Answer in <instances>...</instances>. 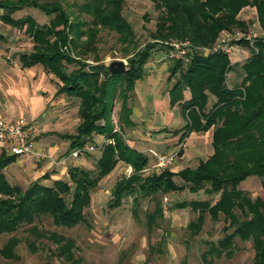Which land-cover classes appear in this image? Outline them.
<instances>
[{"label":"trees","instance_id":"trees-1","mask_svg":"<svg viewBox=\"0 0 264 264\" xmlns=\"http://www.w3.org/2000/svg\"><path fill=\"white\" fill-rule=\"evenodd\" d=\"M149 1L159 12L153 35L157 41L176 38L189 40L197 47L211 46L224 31L247 30L251 22L238 17L246 7L255 9L264 33V0ZM54 4L38 0H0V20L24 29L33 43L31 52L18 55L21 67L40 65L45 73L58 80L57 95L79 101L80 123L75 133L61 136L70 142L69 151L93 143L95 135L104 136L113 143L102 147L92 169L71 166L66 180L45 185L43 180L49 179L45 174L26 189L11 185L4 174L17 157L0 154V235L14 233L23 227L38 234L35 225L41 217H50L54 226L63 228L85 222L91 192L122 162L131 167L133 173L114 184L108 204L110 209L120 207L125 197L134 196L137 207L139 198L153 199L157 194L182 192L186 188L191 193L204 191L216 195L214 204L210 201L187 203L198 212L195 222L187 226L192 237L200 232L206 214L213 221L223 215L227 227L232 228L201 254L202 264H213V259L222 257L231 259L238 250L237 241L251 242L254 252L251 264H264V201L251 199L238 189L239 184L250 176L258 177L264 188V41L255 42L257 52L240 66L243 78L231 88L226 84V75L236 65L231 66L225 54L194 55L186 65L172 61L168 80H176L169 91L171 104L180 100L179 106L186 118L181 139L192 132L212 129L213 152L195 168H185L177 173L166 169L142 179L140 172L145 169L148 159L131 149L123 134L125 128L134 126L130 120V96L136 82L145 76V65L155 44L148 43L143 50L135 51L124 73L111 74L103 64L86 69L84 57L93 56L94 61H98V29L115 33L125 52L137 48L135 33L122 16L123 0H82L75 17ZM27 7L39 10L50 18L49 22L40 25L31 16L12 18L15 12ZM66 46L79 59L62 52ZM68 66L74 68L69 71ZM174 96L178 98L174 99ZM209 97L215 99L210 106ZM117 99L120 100L119 131L114 132L112 109ZM175 177L183 185L177 184ZM179 207H184L183 203ZM145 218L149 231L159 225L163 220L159 201H155L153 211L147 212ZM52 236L59 245V255L73 261L72 241L63 236ZM15 244L16 241L0 249V257L12 260Z\"/></svg>","mask_w":264,"mask_h":264},{"label":"rangeland","instance_id":"rangeland-1","mask_svg":"<svg viewBox=\"0 0 264 264\" xmlns=\"http://www.w3.org/2000/svg\"><path fill=\"white\" fill-rule=\"evenodd\" d=\"M38 2L56 3L72 17H75L79 13L82 0H38ZM240 14L239 18H249V21L253 17L252 14L247 13L241 14L240 17ZM28 15L40 24L48 23L50 19L39 10L28 7L15 13L13 17L20 18ZM122 16L131 25L135 33L137 48L125 52L124 48L117 42L115 33L98 29L100 31L96 42L98 61L95 62L93 56L86 59L84 57L83 62L86 69L97 64L108 67L114 61H123L127 66L132 54L138 49L143 50L148 43L155 44L148 63L160 62L164 59L170 65L173 63L172 60L165 57L169 51L168 44L187 42L188 45L184 46H187L189 50H195L197 47L186 39L166 38L163 41L154 40L153 35L157 29L159 12L149 0H123ZM252 27L254 26L250 23L247 30ZM255 28V31L260 33L257 27ZM238 30L233 29L230 32ZM0 34L3 35V39L0 40V100H5V106H0V110L7 108L13 111L15 108L11 104V93L8 90L10 86L7 85L12 83L6 76L8 70L17 81V85L23 84L29 88V95L36 90L47 102L53 94V99L49 104L45 108L44 106L41 107L40 112H43L41 118L36 119L39 126L43 119V121H48V125L52 123L53 126L48 129L50 131L54 130V125L59 123L63 125L60 128L61 134H74L75 128L80 122L78 114L79 101L65 95L54 96L59 82L54 76L45 74L40 66L33 68L30 73L19 70L18 54L31 52L33 46L24 29L17 30L0 23ZM61 50L71 58L79 59L68 46L63 47ZM234 60L236 58L231 57V61ZM240 66L236 65L234 69L227 73L226 84L229 88L235 86V84L237 85L238 81L242 80L243 73ZM73 68L74 66H68L69 71ZM12 69L16 74L13 73L14 71L12 72ZM21 74L24 76H21ZM33 86H36V88H33ZM214 100L213 97H209L208 103L211 101V105ZM119 109L120 100L117 99L112 109L113 122L118 120ZM19 114L27 116L25 111ZM176 114L178 115V113ZM158 135L160 134H153L149 143L155 149V152L164 151L168 144L167 139ZM202 145L205 146L204 138L193 132L187 142V153L189 155L187 164L190 168H195L198 162L209 156L210 151H204L200 157L194 159V154L197 153L196 147ZM210 148L212 149L211 144ZM96 155H98L97 152H94L86 156L89 159L87 161L91 162V166H93ZM147 155L150 156L149 153ZM148 156L147 165L140 172L142 179L160 173L154 167L153 157ZM176 159L177 156L175 161ZM22 161L26 163L24 159ZM29 162H32V165L13 163L4 170V174L11 185H19L22 189H26L29 184L41 178L37 173L39 166L34 164L32 160ZM177 162L180 161L177 159ZM175 165L174 163L167 170H173ZM84 169L91 168L85 167ZM132 173L133 169L131 167L120 164L116 169V175L103 178L98 187L91 192L92 200L90 207L85 211V222L75 227H56L52 224L50 217H41L35 225L38 234L35 231L26 230L27 227H23L14 233L0 235V249L16 241L12 249L14 258L8 260L0 257V264H202L201 254L209 249L210 244L216 243L223 237L225 232L230 233L232 231L231 227H227L228 222L225 221L223 215L220 214L218 219L213 221L206 214L200 232L197 236L192 237L187 226L189 223L195 222L198 212L188 206L187 203L194 200L213 201L217 197L203 191L191 193L187 188L182 192L166 195L157 194L153 199L139 198L137 207L134 206V196L125 197L120 207L110 209L108 204L112 198L111 192L114 184L117 180L128 177ZM174 181L179 185H183L178 177H175ZM51 182L43 181V184L51 185ZM245 182L240 186V189L248 192L252 199L259 197L264 200V188L261 187L257 177H250ZM155 201L161 203L163 220L159 222L156 228L149 231L145 224V215L147 212L153 211ZM182 203L184 207H179ZM134 211L136 214H134ZM52 234L63 236L72 241L73 261H68L64 256L59 255V245L55 243ZM237 247L238 250L231 259L225 257L213 259V264H251L254 256L251 242L237 241Z\"/></svg>","mask_w":264,"mask_h":264},{"label":"crops","instance_id":"crops-1","mask_svg":"<svg viewBox=\"0 0 264 264\" xmlns=\"http://www.w3.org/2000/svg\"><path fill=\"white\" fill-rule=\"evenodd\" d=\"M17 12H20V11H17ZM246 13L249 15L252 14L253 16L252 19L250 21L248 20L249 18L247 19L240 18V19L247 21V22H251L252 26L257 27L260 33L264 35L263 31L260 28L259 22L257 20L255 9L250 8V7H246L242 9L241 14L244 15ZM241 14H240V17L242 16ZM13 15H12L13 19L23 18V17L14 18ZM0 23L10 28L17 29L8 24H5L1 20H0ZM43 24H47V23H43ZM43 24H40V25H43ZM2 36L3 35L0 34V40L3 39ZM18 62H19V59H18ZM37 66H40V65H37ZM37 66L31 67V68H22L20 65L19 70L27 71L30 73L33 71V68ZM169 69H170V64L168 62H165L164 59L160 62H153V63H148L145 65V76L141 80L136 82L134 91L131 94L130 101H129V106L131 108L130 120L134 126L124 129L123 138L126 144L131 149L137 151L138 153H141L147 158L148 156L147 153H149L150 156H152L150 151L155 152V149H153V147L149 145L152 135L155 133L160 134L158 136H163L164 139H167L168 144L166 145V148L164 151H160L156 153L176 154L177 159L180 162H177V159H176V161L174 162L176 165L174 166V169L171 171L174 173H177L185 168H190L189 164H187L188 163L187 161L189 160L188 159L189 155L187 153V149H188L187 142L190 138V135L193 132L189 133L184 139H181V136L184 133V131H182V128L186 124V118L181 112V109L179 106L180 100H178L174 104L173 103L171 104V97H170L169 91L171 90L173 84L175 83L176 78H172L170 81L168 80ZM13 71L14 69H12V72ZM6 72H7L6 73L7 78L10 79L13 83V84L11 83L12 85L10 83H8L7 85L10 86V89L8 90L11 93L10 94L11 104L15 108L13 111L11 109L3 108L4 111L0 110L1 114L7 120H15L20 117H25L28 120L38 119L43 113V112H40L41 107L44 106L45 108L46 105L49 104V102L53 99V94L50 96L47 102L44 100L42 95L37 93L36 90H34L33 93L29 95L28 94V92L30 91L29 88L25 87L23 84L17 85L16 84L17 81L11 76V72H8V70ZM13 73L16 74L15 71ZM47 75H50V74H47ZM21 76H24V75L21 74ZM240 82L241 80L238 81L237 85ZM33 88H36V86H33ZM54 96H60V95H57L55 92ZM177 98H178L177 96H174V99H177ZM210 103H208V106H210ZM0 106L1 107L5 106V100H0ZM22 111H25L27 116H24L23 114H19ZM176 113H178V115ZM41 122L42 123L39 126L41 132L39 134V137L37 138L36 150L47 154L48 156L47 160H44L41 162H35L33 158L31 157H17L14 163H16L17 165H22V164L32 165V162L28 163V161L32 160L34 164L39 166L37 173L40 177H43L45 174L49 176L48 180H43V181L66 180L68 168L71 166H78L81 168L88 167L92 169L94 167L95 161L100 156L99 152L102 149V147L105 144L113 143L112 141H110L109 139L101 135H95L93 137V143L91 144L97 145V146L100 145V149L94 151V152H97L98 155H96L95 159L93 160V166H91V162L87 161L89 159L86 158V156L94 152L81 155L78 158H71L70 157L71 152L69 151L70 142L66 139H62L61 136L64 134L60 133V128H62L63 125L62 124L60 125L59 123H57L54 125L55 127L54 130L50 131L48 129H50L51 126H53L52 123L48 125L47 124L48 121H43V119L41 120ZM113 124H114V132L119 131L117 122H113ZM65 134H72V133H65ZM197 134L204 138L205 146L202 145L200 147H196L197 153L196 155L194 154V159H197V157H200V155L204 151L205 152L210 151L209 153V156H210L213 152V150L210 148L211 139H212V129H210L207 132H198ZM178 156L180 157L178 158ZM22 159H24L26 163H24ZM206 159H204L203 161H205ZM154 162H155V159H154ZM120 164L125 165L124 163L119 162L114 168V170L106 177H110V176L112 177L113 175H116L115 174L116 169L120 166ZM182 164H185V165L183 166ZM250 177H256V176H250ZM248 178H246L244 181H242L239 184L238 189L250 197L248 192L240 189V186L246 183L245 181ZM258 181L261 187L263 188L261 184V180L259 178H258ZM256 198H259V197H256ZM194 201H198V200H194ZM200 201H209V200H200ZM216 201H217V198L210 202L214 204Z\"/></svg>","mask_w":264,"mask_h":264},{"label":"built area","instance_id":"built-area-1","mask_svg":"<svg viewBox=\"0 0 264 264\" xmlns=\"http://www.w3.org/2000/svg\"><path fill=\"white\" fill-rule=\"evenodd\" d=\"M255 27L246 31H224L220 34L216 42L211 46L196 47L189 50L188 43H170L166 59L181 61L188 64L194 55L208 57L212 54H225L230 61V65H243L251 56L257 52L255 42L264 41V35L256 32ZM187 49V50H186ZM190 52V53H189ZM231 57L236 60L231 61ZM41 130L36 120H28L20 117L15 120H7L0 112V154L15 157H31L35 162L47 160L48 156L44 152L36 150L37 138ZM100 149V145L86 144L70 153L71 158H78L81 155L92 153ZM155 159V169L162 172L171 167L176 158V154H161L150 151Z\"/></svg>","mask_w":264,"mask_h":264},{"label":"water","instance_id":"water-1","mask_svg":"<svg viewBox=\"0 0 264 264\" xmlns=\"http://www.w3.org/2000/svg\"><path fill=\"white\" fill-rule=\"evenodd\" d=\"M108 70L111 74L124 73L126 71V64L123 61H114L109 64Z\"/></svg>","mask_w":264,"mask_h":264}]
</instances>
